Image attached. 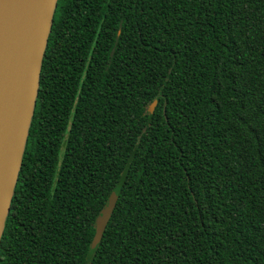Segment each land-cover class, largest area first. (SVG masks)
Listing matches in <instances>:
<instances>
[{
    "label": "trees",
    "instance_id": "trees-1",
    "mask_svg": "<svg viewBox=\"0 0 264 264\" xmlns=\"http://www.w3.org/2000/svg\"><path fill=\"white\" fill-rule=\"evenodd\" d=\"M0 264H264V0H58Z\"/></svg>",
    "mask_w": 264,
    "mask_h": 264
},
{
    "label": "water",
    "instance_id": "water-1",
    "mask_svg": "<svg viewBox=\"0 0 264 264\" xmlns=\"http://www.w3.org/2000/svg\"><path fill=\"white\" fill-rule=\"evenodd\" d=\"M58 0H0V240L20 171L39 89L40 70ZM154 103L150 106L153 111ZM101 209L93 244L116 206Z\"/></svg>",
    "mask_w": 264,
    "mask_h": 264
},
{
    "label": "rangeland",
    "instance_id": "rangeland-1",
    "mask_svg": "<svg viewBox=\"0 0 264 264\" xmlns=\"http://www.w3.org/2000/svg\"><path fill=\"white\" fill-rule=\"evenodd\" d=\"M5 234V228H4V230H3V232H2V236ZM2 236H1V238H2Z\"/></svg>",
    "mask_w": 264,
    "mask_h": 264
}]
</instances>
